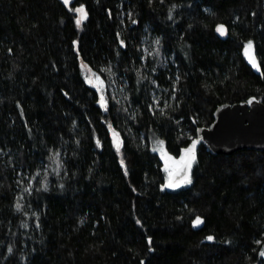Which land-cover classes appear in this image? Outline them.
Returning a JSON list of instances; mask_svg holds the SVG:
<instances>
[{"label": "trees", "instance_id": "obj_1", "mask_svg": "<svg viewBox=\"0 0 264 264\" xmlns=\"http://www.w3.org/2000/svg\"><path fill=\"white\" fill-rule=\"evenodd\" d=\"M250 99L264 0H0V264H264V151L200 143L169 188L152 149Z\"/></svg>", "mask_w": 264, "mask_h": 264}, {"label": "water", "instance_id": "obj_2", "mask_svg": "<svg viewBox=\"0 0 264 264\" xmlns=\"http://www.w3.org/2000/svg\"><path fill=\"white\" fill-rule=\"evenodd\" d=\"M65 3V0H61ZM74 0L65 3L67 7ZM214 119L208 126H200L194 141L196 147L202 143L213 154L232 153L243 148H253L264 151V102L258 99L223 102L213 113ZM190 169H185L181 163L171 174V181L179 183L185 174L189 177ZM170 178V177H169ZM169 183V179L168 182ZM181 184V183H179Z\"/></svg>", "mask_w": 264, "mask_h": 264}, {"label": "rangeland", "instance_id": "obj_3", "mask_svg": "<svg viewBox=\"0 0 264 264\" xmlns=\"http://www.w3.org/2000/svg\"><path fill=\"white\" fill-rule=\"evenodd\" d=\"M249 42L252 43V49L249 50L250 54L254 57V62L252 60L249 59V55L246 54V48L249 44ZM158 44V39L157 37L152 34L151 31H148L147 29V34L144 35L143 37V49L145 51L146 54H152L154 52V49L157 47ZM244 56L245 58L250 62V64L255 68V69H259V62H258V58L255 52V44L254 41L251 39L249 41L246 42L245 47H244ZM172 58L171 57H164V60L170 61ZM118 86V85H117ZM115 86V87H117ZM158 89V86H157ZM111 134L113 137V141L114 144L117 147V144L119 143V148L122 145V140L120 139L119 134L117 133V131H115L114 129H111ZM152 149L157 152L163 162V166L165 169V174H166V178L167 180L169 179L170 175L172 174V172L182 163V157L185 156V152H183L180 156H173L169 153V151L167 150V146L165 141L160 138V137H154L152 140Z\"/></svg>", "mask_w": 264, "mask_h": 264}, {"label": "snow or ice", "instance_id": "obj_4", "mask_svg": "<svg viewBox=\"0 0 264 264\" xmlns=\"http://www.w3.org/2000/svg\"><path fill=\"white\" fill-rule=\"evenodd\" d=\"M65 3H68V0H65ZM75 11L80 14L79 19L76 20L77 25H79V24H81V22L83 20H85L87 18V12H86V10L84 9L83 6H81L80 8L75 9ZM217 30L220 31L222 34L224 32V29H223L222 26L220 28H218ZM251 49H252V43L249 42V44H248V46L246 48V54H248L249 55V59L254 62V57L250 54V51H249ZM196 143L197 142L194 141L193 144H192V146H191V148L187 149L186 152H185V156L182 157L181 162L183 163L184 168L186 170L191 168V164L195 160V147H196ZM117 147L119 148V143L117 144ZM179 183H191V180L187 176V174H185L184 177L182 178V180ZM179 183H173L171 181V175H170L169 183H168V185H166V187H169V188L178 187L179 186ZM17 207H19V205H17ZM201 222L202 221L199 218H197L195 223L196 224H199ZM207 239L212 240L213 237L209 236V237H207ZM261 255H264V253H261Z\"/></svg>", "mask_w": 264, "mask_h": 264}]
</instances>
